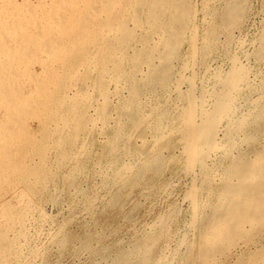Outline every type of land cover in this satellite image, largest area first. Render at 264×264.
<instances>
[{
  "label": "bare ground",
  "instance_id": "bare-ground-1",
  "mask_svg": "<svg viewBox=\"0 0 264 264\" xmlns=\"http://www.w3.org/2000/svg\"><path fill=\"white\" fill-rule=\"evenodd\" d=\"M198 2L204 22L219 6L227 17L224 21L233 23L247 4V0ZM195 3L194 0H0V188L22 184L29 191L36 186L44 189L49 180L57 179L55 169L59 166L67 168L63 180L70 185L94 155L92 147L96 140L92 132L97 128L103 135L100 138L104 149L94 155V160L112 203L120 200L124 186L129 191L155 187L168 190L173 182L166 178V173L182 172L189 178L184 193L191 209L189 226L200 222L199 229L195 225L199 232L196 231L193 248L197 264H220L236 248L246 247L254 233L264 231V144L260 149L242 148L243 144L255 143L262 134L253 133L252 126L264 120V59L260 57L263 68L254 71L252 65L242 61L243 55L228 53L227 70L210 69L205 63L216 43L210 40L212 35L204 38L208 35L206 31L200 38ZM236 38L231 37V42ZM183 45L186 49L181 54ZM252 49L257 56L258 45ZM34 64L39 66L38 74L32 68ZM198 64L205 70L200 77L195 70ZM259 74L263 78L258 80ZM25 113L36 118L33 119L38 123L39 137L25 131L31 130L30 126L22 128L21 116ZM137 138L141 144L149 138V147L136 149L133 142ZM225 159L236 165L233 172L225 163L224 166ZM228 194L232 195L229 203L224 199ZM211 196L217 197V205H211L214 209L208 208L210 213L201 215V208ZM4 197L7 195L0 200ZM49 198L57 201L52 195ZM121 204L120 207L124 203ZM3 210L0 208L4 220L0 226V258L3 264H29L30 256L25 255L20 242L24 235L20 239L12 233L15 238H9L1 230L5 227L4 232L8 231L15 214L11 212V218L10 210L6 213ZM159 232L153 229L136 238L121 259L118 257L117 264L132 260L135 264H173L178 255L186 252L184 245L191 247L187 244L188 236L181 235L175 237L173 246L165 243L157 249L150 260L147 252L153 249ZM167 232L175 233L173 229ZM65 233V222H61L52 231L51 242L62 247L58 245L66 244ZM181 246L184 253L180 254ZM257 264H264V252Z\"/></svg>",
  "mask_w": 264,
  "mask_h": 264
},
{
  "label": "rangeland",
  "instance_id": "rangeland-1",
  "mask_svg": "<svg viewBox=\"0 0 264 264\" xmlns=\"http://www.w3.org/2000/svg\"><path fill=\"white\" fill-rule=\"evenodd\" d=\"M198 1H201V0H194V2H196L195 3L196 9H197L196 11L199 12V13H196V15H197L196 16V18H197L196 24H197V26H199L198 32L200 31L199 36L201 35L200 38H203L205 36L204 38L207 37L209 39V37H211V35H212V37H211L212 39H210V40L214 39L215 41L214 40L213 41L216 43L215 50H213V52L211 53V56L208 58V60H206L207 62L205 64L210 66V69H213L215 67H220V68L223 67L222 69L227 70L228 66H229V60H228V57L226 56V54H228V53L239 54L240 53L239 54L240 57L243 55L242 61L244 63L246 61V63L250 66L252 65V69L255 68L254 71L259 70V68L262 69L263 68V60L262 59H264V0H247L246 7L243 10L244 13L243 12L241 13L240 18L237 19L238 22L234 21L233 23L232 22L229 23L230 21H224V20H227V17L223 14L222 9L219 6H217L215 8L214 13L210 16L211 18L209 17L208 20H210V19L211 20L210 21L207 20L206 22H204L202 20V13L200 10L201 5H200V2H198ZM240 20H242V21H240ZM223 23L226 24L227 27H225ZM234 23L236 24V26ZM202 31H204V32L202 33ZM205 31H206V33L208 32L207 33L208 35L205 34ZM202 34L203 35L205 34V35L203 36ZM231 37H232V39L236 38V37L238 39L236 38V40L231 42V40H232ZM252 37H254V38L251 40ZM228 40H230V41H228ZM251 42L253 44H251ZM260 42H261V44H260ZM249 43H250V45H248ZM256 44L258 45V48H259L257 56L254 54V50L252 49V47L255 48L257 46ZM241 45L243 46V48ZM252 45H254V46H252ZM185 47L186 46L183 45L180 48L181 54L184 53V51L186 49ZM237 50L240 52H238ZM214 51H217V52H214ZM242 52L246 53V55L243 54ZM220 60L222 62H220ZM179 61L180 60H178V62ZM199 66H200V64L196 65L195 70H196V72L198 70V72L200 74V75L199 74L198 75L200 77L204 74L205 70H204L203 65L200 67ZM32 68L36 71V74H38L37 73V71L39 70L38 64H34L32 66ZM81 69L84 70L85 68L83 67ZM202 72H203V74H202ZM84 75L87 76L86 74H83V76ZM89 75H91V76H89ZM89 75H88L89 77L94 76L93 74H89ZM263 77H264V75H263ZM263 77L261 74H259L257 76V79L259 80V78L261 79ZM25 114H22L21 120L23 119L25 122L27 121L26 123L28 124V126L22 120L23 121L22 122L23 124H21L23 126L22 128L25 129L28 127L27 129H29L31 127V130L25 129V131L33 134L36 137H39L40 133L37 131V130H39V127H38V123L35 121L36 118L33 117L35 119L34 120L32 117H29V115L26 114V115H28V117H29L28 118ZM23 115H25V117H23ZM26 117H27V119L25 120L24 118H26ZM30 118H32V119H30ZM260 122L258 123V125L252 126V130H254V131L251 130L253 133L254 132H256L257 134L262 133V134L258 135V138L256 140V141H258V143H256V141H255L256 144L254 142L253 143L252 142L247 143L248 145L250 144L249 146H253V148L249 147L248 145L243 144L242 145L243 149H247V150H251V149L253 150L255 148L260 149L261 145L264 144V141H263L264 140L263 139V136H264L263 135L264 134L263 133L264 132L263 131L264 130V120H261ZM30 124H32V125H30ZM260 124L262 125V127ZM24 126H25V128H24ZM36 127H38V128H36ZM87 128L90 130L91 125H88ZM257 130H259V131H257ZM260 130H262L263 132H260ZM92 135H93V138L96 140V143L92 147L93 154L96 155L98 153H101L102 152L101 150L104 149L102 139H101L103 135L101 133H99L97 128H95L93 130ZM146 135L148 136V134H146ZM260 135H261V137H260ZM100 136H101V138H100ZM96 138L98 139L99 142L100 141L101 142L99 143ZM134 143L138 144V145H135ZM98 144H100L99 147H98ZM133 144H134L133 146L138 150H139V148H140V150H146L149 147L150 142H149V138H148V140L146 142L141 144L140 139L137 138V140H135L133 142ZM144 144H147V146L144 147ZM95 146H97V147H95ZM140 146H142L143 148H146V149H143ZM245 146H246V148H245ZM254 146H255V148H254ZM99 148H101V149L97 150ZM94 151H95V153H94ZM50 155L52 156V160H54V158H55L54 153L51 152ZM94 155H91L89 160L86 161V164H85L83 170L81 171V173H79L71 181L72 183L69 182L70 185H68V182L66 183L65 180H63L64 174L67 171V168L59 166L60 168L57 167L59 170L57 168H56L57 170L55 169V174L57 173L56 174L57 179L55 180V182L54 181L52 182L51 180H49L46 184L47 188L44 187V189H43V187H37L36 186L34 189L29 191V190H27V187L26 188L23 187L22 184L21 185L20 184L13 185V187H17L19 189L21 187L20 190L13 188L12 185L11 186L9 185L10 187L7 185H6L7 186L6 187L4 185L3 187H5V188H3V187H1L3 189L0 188V196L3 197L4 195H7V197H4L2 200H0V205L2 204L0 206V208L3 210V207H4L5 213L10 210L9 216H11V218H12V213H15V214H13V219L15 221L13 220V224L9 227V229L6 228L10 232H8L7 230H6V232L8 234L6 232H4L5 227L4 228L1 227V230L3 229L4 231H2V232L5 234V236L8 235L9 238L10 237L15 238L16 236L19 235L20 239H21L22 235L25 236V237L23 236V238H22V240H20V242L22 243V245H24V247L22 246V249H23V252H25V255H28L31 257V258L29 257V264H35V263L36 264H117L119 262V259H121V256H122L121 254L127 252L131 248L130 246H132V243H133V241L135 242L136 238H138V239L141 238L142 235L144 236L146 233H148V231L151 232L153 229L156 231L160 230L161 232L158 233L159 235L156 239V242H154L155 244H153L154 245V247H152L153 249H151L147 252V256L149 253L148 257L150 260H152L154 258V254L165 243H168V244L173 246L174 244H176V240H175L176 238L175 237H180L181 235L182 236L186 235V236H188L187 244L191 245L192 248L190 246L184 245L183 246V248L185 247L184 250L187 249V250H185L186 252L184 253V250H182L183 248L181 246L180 254H181V252L184 254L178 255L173 264H195L196 263L195 262L196 249H193V248L197 242L198 233H196V231H198V230H196V229L197 228L199 229L200 222L196 221L195 224L193 225V227H190L191 226L190 219H189L190 216H188V215H190V212H191L190 203L187 199H185V194H184L186 192L185 190L187 188V183L189 181V178L185 174H183L182 172L166 173L167 174L166 178L171 183L173 182L172 184H170V186L172 185L171 186L172 188L169 187L168 190L167 189H161L159 187H155V188L144 190V191H139L137 189L129 191L128 186H124V187H122L123 189L120 190L121 193L119 194V198H120V196H121V198H120V200H118L115 203L116 204V206H115V204L112 203L110 200L111 194L108 192V190H107L108 188L106 186H104L103 183H101L102 182V177H101L102 174H100L101 172H100L99 166L96 164V162L94 160V158H95ZM92 160H94V162ZM224 161H223V164L224 163L226 164V166H225V164H224V166L229 168L233 172L236 168V165L233 162H231L229 159H225ZM178 174H180V175H178ZM174 176H175V178H174ZM232 176H234V174ZM234 177H236V176H234ZM75 179H76V181H75ZM181 180H182V182H181ZM183 183H185V185ZM18 185L20 187H18ZM80 185L82 186V188ZM72 186H73V188H77V190L73 189ZM4 189H7L8 191L6 190V192H9V194H6V192H4ZM23 189H24V191H22ZM78 189L82 190V192ZM77 191H79L80 193L79 192L77 193ZM98 191H100V192H98ZM74 192H76L75 195H74ZM11 193H13V195ZM21 193H23V194H21ZM81 193H82V195H81ZM18 194L21 197H19ZM129 194H130V196H129ZM9 195L13 196V197H10ZM51 195L55 199H57V201H54V202H53V200L51 201V199L49 198V196H51ZM124 196H126V197L129 196V197H128V199H126V197H124ZM1 197H0V199H1ZM18 197L21 198V200H20L21 202L19 201ZM7 198H9V199H7ZM88 198H90V200L93 199L92 202H90V200H88ZM123 198L125 199V201ZM216 198H217L216 196L210 197V199L207 201L208 204H206L205 206H203L201 208L202 209L200 211L201 215L208 214L210 209L211 210L214 209V207H215L214 204L217 205V203L219 201ZM231 198H232V195L228 194L224 198L225 202L229 203ZM16 200H17V202L19 201L20 205H19V203L16 202ZM48 200H50V202ZM119 201H120V203H119ZM134 202L137 204L136 206L134 205ZM24 203H26V204H24ZM109 203H110V206H108ZM118 203L120 205H122L121 203H124V204H123V206L120 207V205H118ZM87 204H89L90 206ZM111 204H113V206ZM29 205L30 206L34 205V206L30 207ZM133 205H134V208L136 207L135 209L133 208ZM211 205L214 207L210 208ZM8 206H9V208L7 209ZM64 206H65V208H64ZM110 207H112V208H110ZM118 207H120V208H118ZM204 207H206L205 210H204ZM91 208H92V211L88 212V210H91ZM102 208H104V209H102ZM208 208H209V210H208ZM19 209H20V211L23 210L22 211L23 213L20 212ZM85 210H87V211H85ZM171 210H173L175 212V214ZM24 211H25V214H24ZM204 211H207V212H204ZM17 212H18V214H17ZM125 212H127V213H125ZM130 213L132 214V216L130 215ZM19 214H22V217H20L21 215H19ZM101 214H103V215H101ZM127 214H129L130 216H128ZM169 214H172V215H169ZM15 215H16V217H15ZM70 215H71V217H70ZM125 215H127V218ZM1 216H0V224H1L0 226H2L3 225L2 223H4V220L2 219ZM24 216H25V218H24ZM89 216H90V218H89ZM123 216L125 218H123ZM15 218H18V220L20 222ZM167 218H169V219H167ZM21 219L22 220L25 219L28 222L25 220L22 221ZM76 220H77V222H76ZM168 220H169V222H168ZM57 222H58V224H57ZM61 222H65V231H66L65 235L67 234L66 235V242H65L66 244L58 245L59 247L62 246V247L58 248L57 244L55 245L54 242H51L52 241L51 240L52 239L51 233L54 229H56L59 226V224ZM17 223L20 225H18ZM27 223H28V225H27ZM21 224H23V225H21ZM13 225H15V226H13ZM40 225H42V226H40ZM55 225H56V227H55ZM195 225L197 226V228ZM150 226H151V228H150ZM17 229H18V231H17ZM24 229L27 231L24 232L23 231ZM162 229H164V230L162 231ZM166 229L167 230L173 229L175 232L174 235H170ZM192 229H194V230H192ZM255 231L258 232L257 230H254L253 232H255ZM23 232H24V234H23ZM263 232L264 231L259 232L257 234L254 233L255 235H252V236H254L253 240H251L246 247H244L241 250L239 248L237 250V248H236L231 253V255L228 256L230 258H228V257L223 258L224 260L221 259L219 261V263L220 264H224L225 262H226L225 264H240V263L241 264H249V263L257 264V263H259V257H261L263 252H264V248H263V246H264V243H263L264 234H263ZM12 233L15 235V237L13 236ZM97 234H99V235H97ZM19 236H18V238H19ZM255 236H257V237H255ZM165 237H166V239H165ZM138 239H136V240H138ZM161 240H162V242H161ZM165 241H167V242H165ZM169 241H171V243H173V244L169 243ZM44 242H46V243H44ZM257 243H260V245ZM25 244H27V245H25ZM256 245H257V247H256ZM63 246H65V247H63ZM36 247L39 249H37ZM188 247H190V248H188ZM34 248H36L37 251ZM40 248H42V249H40ZM62 248H64V249H62ZM151 251H152V254H151ZM236 251H238L239 253ZM255 251H256V253H255ZM32 252H33V254H32ZM40 253H42V254H40ZM245 253H248L249 255L245 254ZM254 253L256 256L254 255ZM37 254H38V256H37ZM247 255H248V257H247ZM232 256H234V257H232ZM252 256L254 257V259L251 258ZM118 257H119V259H118ZM181 257H183V258H181ZM237 257H239V258L237 259ZM245 257L247 258L248 261H249V259H250V261H252V260L253 261L248 262ZM32 258H35V259L33 260ZM189 258L191 260H189ZM0 260H1L0 264H3V261L1 258H0ZM134 262L135 261L132 260L128 264H133Z\"/></svg>",
  "mask_w": 264,
  "mask_h": 264
}]
</instances>
